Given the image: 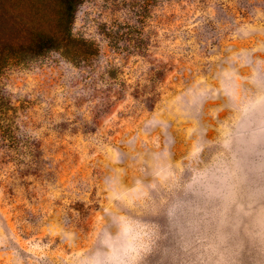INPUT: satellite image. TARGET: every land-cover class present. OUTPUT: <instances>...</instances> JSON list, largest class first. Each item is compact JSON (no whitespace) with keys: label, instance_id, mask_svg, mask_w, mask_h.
<instances>
[{"label":"rangeland","instance_id":"obj_1","mask_svg":"<svg viewBox=\"0 0 264 264\" xmlns=\"http://www.w3.org/2000/svg\"><path fill=\"white\" fill-rule=\"evenodd\" d=\"M62 14L0 0V35ZM73 20L75 61L5 52L0 264H264V0H83Z\"/></svg>","mask_w":264,"mask_h":264},{"label":"trees","instance_id":"obj_2","mask_svg":"<svg viewBox=\"0 0 264 264\" xmlns=\"http://www.w3.org/2000/svg\"><path fill=\"white\" fill-rule=\"evenodd\" d=\"M61 11L63 12L59 26L52 30H45L44 28H34L35 31H28L23 29L21 32H26L27 37L23 41L4 42L3 39L6 34L0 35V73L6 67L8 60H6V51L19 50L26 52L28 55L38 56L47 51H65V55L75 61L81 49L75 45L76 40L72 36V25L75 15V8L83 0H57ZM36 27V26H34ZM21 34V33H20ZM30 34V35H29ZM86 56L91 53L83 52ZM148 102L151 100H147Z\"/></svg>","mask_w":264,"mask_h":264}]
</instances>
